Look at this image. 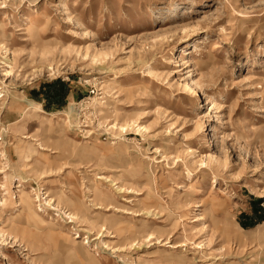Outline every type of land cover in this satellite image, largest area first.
<instances>
[{"label":"rangeland","instance_id":"374dc122","mask_svg":"<svg viewBox=\"0 0 264 264\" xmlns=\"http://www.w3.org/2000/svg\"><path fill=\"white\" fill-rule=\"evenodd\" d=\"M0 171V264H264V0H0Z\"/></svg>","mask_w":264,"mask_h":264},{"label":"bare ground","instance_id":"6f19581e","mask_svg":"<svg viewBox=\"0 0 264 264\" xmlns=\"http://www.w3.org/2000/svg\"><path fill=\"white\" fill-rule=\"evenodd\" d=\"M136 127H137V131H140V130H145V127H141V126H137L136 125ZM121 129H123L122 127H120ZM1 172V171H0ZM100 177H98L97 179H99ZM102 184V183H101ZM97 188V187H96ZM95 194H98V190L96 189L95 190ZM23 196H22V198L20 197V201H21V203H22V206H23V208L25 209V210H29L30 211V213H31V215L32 216H34V212L31 210V204H30V201H29V198L27 197V196H25L24 194H22ZM27 214V213H26ZM38 217V216H37ZM39 219V218H38ZM5 226V225H4ZM121 232V230L120 229H118V230H115L114 231V233H120ZM24 233V232H23ZM3 236H4V233H3V230H0V237H2L3 238ZM50 238V237H49ZM75 238H78V237H75ZM5 240V239H4ZM85 242V241H84ZM77 244V243H76ZM80 244V243H79ZM78 248V247H77ZM80 249V248H79ZM80 251V254H81V250H79Z\"/></svg>","mask_w":264,"mask_h":264},{"label":"trees","instance_id":"16d2710c","mask_svg":"<svg viewBox=\"0 0 264 264\" xmlns=\"http://www.w3.org/2000/svg\"><path fill=\"white\" fill-rule=\"evenodd\" d=\"M242 226L246 227L244 224H242Z\"/></svg>","mask_w":264,"mask_h":264}]
</instances>
